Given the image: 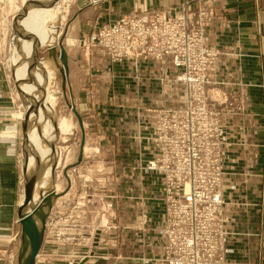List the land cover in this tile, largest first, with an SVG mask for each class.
<instances>
[{
  "label": "rangeland",
  "instance_id": "rangeland-1",
  "mask_svg": "<svg viewBox=\"0 0 264 264\" xmlns=\"http://www.w3.org/2000/svg\"><path fill=\"white\" fill-rule=\"evenodd\" d=\"M25 1L26 0H0V159L1 157L11 158L10 164L7 166L10 173L6 171L7 169L4 171L0 167V264H17V257L20 249V227L17 224V212L21 204V199L23 200L24 193V185L22 181V125L29 109V107L26 108L29 106L27 101H32V99L24 93L26 88L21 90L20 84L17 83L16 79L18 74H15V68L20 69L19 64L25 62V58L18 60V57H16L18 50L16 51V49L22 51L31 45L30 38H28L29 34L24 35L22 32L23 30L19 28V21L24 17L23 6L26 4ZM30 2H33V0L29 1V5H31ZM92 2L93 0H62L58 20L56 22L49 21L46 26L41 27V29L37 31V35L35 34L36 38L39 35V43L43 44L38 54L39 58L42 60L40 66L41 70L38 71L37 69L31 71V74L35 76H33L35 81L32 80L31 76L22 68L23 74L21 77L25 81L24 83L28 84L29 88L36 82L40 83L44 80L45 96L47 95L50 98H53L51 107H48V103L43 101V108L47 111L44 113L43 117L41 116L42 118L36 113V106L33 105V112L31 113L29 120V131L32 130V142L39 146L34 140L35 131L37 132V137H41L40 139L38 137L40 140V146L42 149L49 151L50 154L49 158L43 160L41 163V160L45 158V155L39 154L34 156L31 150L32 155L30 156L32 163L33 161L35 163V160H37L36 164H39V167L42 164L40 174L41 172H44L42 171L44 168H47L44 170L45 172H48V177L45 178L46 181L37 191H35L34 186V195L39 196L40 200L50 192H54L58 195V197L51 200L50 205L46 208L47 219L43 245L36 259V264H84V257H89L91 249L92 251H96L99 247L104 249V254H108V258L104 262L105 264H132L130 259L138 253V249L135 246V238L128 235L130 231L129 228L131 227H114L115 223L114 226H110L109 224L107 229V235L109 237V239H107L108 241L102 240L100 237V230L97 232L99 229V225H97L99 212H101L99 211V204L97 203L99 202L101 195L102 197H106V200L109 203L113 202L115 204L116 201H120L121 198L118 197H121L119 186L122 181L121 175L122 173H135L132 169L136 168V166L132 162L133 159L130 155L137 154L138 149L131 145H119L116 138L121 136V133L117 130L105 131L100 128L98 129V126H95L96 129L91 130L90 135V130L84 128L85 122L83 120H94L95 115L88 114V112H85L82 115L79 114V104L76 100V92L85 88L88 78L84 75L79 77L76 75L77 82L74 86L73 77L70 76V71L73 70L72 68L78 65L81 72H83V66L86 68L87 61H89L91 57L96 56V54L103 57L110 64L137 60L126 58L122 61L113 60V57L108 55L102 49L103 47L100 44V40L98 41L100 32L103 31V29L114 25L116 20L122 17H150L152 15H158L168 21H185L190 27L200 22V20H197V22L192 21L189 17H166L160 13L132 14L121 16L91 30L92 27L89 28L90 26L88 24L91 23L93 17L89 11H87V7ZM25 20L23 22H25ZM206 23L207 25L204 27L206 29L205 31L208 41L209 35L207 29L209 27V22ZM17 39H22L21 41L19 40V48L16 47L17 44H15ZM59 43H61L67 56L68 76L64 93L61 89L62 65L55 54L48 52L50 44H52L58 52ZM214 51L219 54L217 50ZM140 58H148L159 62L149 57ZM16 60L18 61L16 62ZM178 76L179 70L176 73L175 82L182 87L183 92L181 97H179V99H173L174 102L172 101L171 106L156 108L154 111L159 112L164 109H180L187 113L188 117L183 119L178 117L177 122L173 119H168L167 124L159 125V121H156L155 114L149 122L140 123L139 125V131L141 130L145 135L143 136V139L154 149V157L136 169L156 173L160 178V191L164 207V243L160 253V261L163 264H168L167 260L165 261L164 256V247L167 242V236L165 233L166 196L165 193H163L162 187L163 175L158 171L149 170V163L160 164L163 161H167L171 164L173 171H176L178 164L177 161L174 160V149L175 147H178L183 150L185 147L180 141H176V145H168L162 138L164 134H166L167 138L173 141L176 139H184L186 141H194L197 144H202L203 141L206 140L204 130L198 128L196 124H194L193 127L190 126V119H194L195 117L188 111L197 108L198 100L193 96L189 87L179 82L177 78ZM208 83L209 84L205 87L207 94L210 90L209 87L216 85V82L213 80H208ZM108 99V104L115 108H118L123 101V99L117 95H111ZM96 100L99 103L105 99L97 97ZM207 105H209L217 115L219 114V120L222 127L220 129V142L214 140L217 133L210 131L208 133L209 141L206 143L213 147L221 145L220 151L222 158L225 131L220 113L217 110V102L210 100L208 95ZM69 106L74 107L79 114L82 121V130ZM62 119L69 125L68 135H61L57 131L56 127L58 121ZM48 124H52L51 126L56 128L55 131H53V128L51 127V134H49V132L47 133L49 128ZM36 125L38 126L36 127ZM51 136L54 139H52ZM83 137V153L81 160L78 162L79 145ZM136 137L139 139L140 135L138 134ZM100 138H110V144H100ZM4 147L9 149V151L6 152V155H4ZM51 148L53 150H51ZM199 155H206V152L195 156L190 150H186L182 155L181 161L184 162L192 161V159H201L207 166L203 167L204 173L196 175L197 183L195 188H197V190L195 193L202 192L203 189L206 188L209 189V191H212L213 195L219 196L222 201L223 207L220 213V218L223 221L224 235L220 239V244L222 247L221 254L223 255L224 264H226L225 241L230 233L226 228L227 222L223 217L225 206L221 194V185L224 177L223 159H221V161L219 160L221 171L218 172V169L220 168L214 166L213 160L199 158ZM135 159L137 165L141 164L143 161L141 157H136ZM5 173L6 175L7 173L11 174L12 180V195L9 202L10 210L8 209L10 217L4 216L3 211L5 209L3 204H1L5 198V189H1ZM64 173L67 177L64 176ZM86 173L88 175L84 176ZM100 179L103 180L102 188L104 189V192L102 191V193H100ZM131 196L134 195H130V197ZM33 200H35L34 203L38 202L37 199ZM106 200L104 198L103 201L105 202ZM211 202L212 196H207V200H203L201 204L208 206L211 205ZM101 210L104 212L103 217L105 216L108 221H111L116 216V212H118L113 208L107 210L105 209V206H103ZM5 212L7 211L5 210ZM123 212L122 208H120L119 213L121 219L127 217V215H125L126 211ZM257 232L261 238L260 246L257 247V250L261 251L259 258L257 259V264H264V224L258 227ZM201 245L205 246V251H208L209 243L206 240H202ZM95 251L92 252L91 256L94 255Z\"/></svg>",
  "mask_w": 264,
  "mask_h": 264
},
{
  "label": "crops",
  "instance_id": "crops-1",
  "mask_svg": "<svg viewBox=\"0 0 264 264\" xmlns=\"http://www.w3.org/2000/svg\"><path fill=\"white\" fill-rule=\"evenodd\" d=\"M87 11L93 17L88 24L91 30L132 14L160 13L166 17H189L195 22L200 20L201 13L208 17L206 46L219 52L215 72L210 76L216 85L209 87L208 95L217 102L225 131L221 194L225 203L223 217L230 233L225 241V260L226 264H257L261 253L257 250L261 243L257 229L264 224V0H93ZM87 62L83 72L78 65L70 71L74 86L76 75L88 78L85 88L76 92L79 114L95 115L94 120H83L84 128L90 130V135L97 126L105 131H119L118 144L135 146L138 152L130 155L132 162L136 168L144 165L154 157V149L143 139L145 135L139 131V125L150 121L154 109L171 106L173 99L181 97L182 87L175 82L177 71L170 59L156 62L139 58L110 64L96 54ZM111 95L123 99L118 108L108 104ZM97 97L105 100L98 103ZM109 140L100 138L99 142L110 144ZM3 151L6 155L9 149L4 147ZM136 157L143 159L141 164L137 165ZM10 159L1 157V169H7ZM136 168L132 169L135 173L121 175L120 201L109 203L101 195L96 230H100L103 241H108L109 224L131 227L128 235L135 238L138 249L130 259L132 264H163L160 253L164 243V207L160 178L156 173ZM8 173L1 188L5 189L1 202L7 211H3L5 217H10L12 195ZM102 184L100 179V193L104 192ZM101 205L118 211L111 221L103 217ZM120 208L126 211V218L121 219ZM103 250L99 247L91 256V249L84 264H105L108 254Z\"/></svg>",
  "mask_w": 264,
  "mask_h": 264
},
{
  "label": "built area",
  "instance_id": "built-area-1",
  "mask_svg": "<svg viewBox=\"0 0 264 264\" xmlns=\"http://www.w3.org/2000/svg\"><path fill=\"white\" fill-rule=\"evenodd\" d=\"M200 22L188 26L185 21H168L158 15L150 17H122L115 24L100 32L98 41L102 49L113 60L153 58L159 62L170 59L178 71L179 82L190 88L198 100L195 110H189L195 118L190 119L204 130L206 140L202 144L184 139L171 140L166 134L162 137L168 145L180 141L185 149H174V160L178 167L173 171L167 161L149 163L148 169L163 175L162 187L166 196V229L167 242L164 247L165 261L168 264H224L220 239L223 237L221 220L222 201L209 189L195 193L196 175L204 173L206 166L201 159L181 161L184 151L190 150L199 158L213 160L214 166L220 168L221 145L209 146L208 133L214 131L215 141L220 142L221 122L219 114L207 105L205 87L210 76L215 72L219 54L206 47V29L208 17L199 14ZM207 28V27H206ZM159 125L167 124L168 119L177 122V118H187L183 110L164 109L155 112ZM195 122V123H194ZM153 129V128H152ZM153 140V139H152ZM153 142V141H152ZM207 167V166H206ZM221 168L218 169V172ZM207 196H212L211 205H202ZM202 240L209 243L208 251L201 245Z\"/></svg>",
  "mask_w": 264,
  "mask_h": 264
},
{
  "label": "bare ground",
  "instance_id": "bare-ground-1",
  "mask_svg": "<svg viewBox=\"0 0 264 264\" xmlns=\"http://www.w3.org/2000/svg\"><path fill=\"white\" fill-rule=\"evenodd\" d=\"M29 1L30 0H26L25 1L26 5H28V9H27V13L24 14L23 19H21L19 21V28H21L23 30L22 32L24 33V35L29 34L28 38H30L31 45L27 49H23L22 51H20L19 49H16V51L18 50L17 51V56H16V57H18V60H21V59L25 58V62L24 63L21 62L19 64L20 69L19 68H15V74L16 75L18 74V77L16 79H17V83L20 84L21 90H24L26 88L24 90V93L26 95H28L32 99V101L30 100V102H29V100L27 101L29 103V106H27L26 108L33 107V105L36 106V108H35L36 109V113H38V115L40 117L41 116L43 117L44 113L47 111L45 108H43V103H44L43 101L48 103V107H51V104L53 103V98H50L47 95L45 96V92H44V97H43V94L41 93V91L39 89V87H41L44 90V87H45L44 80L42 82H40V83L36 82L34 85H32V87L29 88L28 84L24 83L25 81L23 80L21 75L23 74V70H24L28 75L31 76V79L35 81V79L33 78L34 75L31 74V71L37 70V69H38V71H40L41 70V68H40L41 64H39L35 68L33 66L34 65V60H35V49L33 47V42H35L37 31H39L41 29V27L46 26L49 21H55L56 22L58 20V16L60 14V6H61V1L62 0H33V2H30L31 5H29ZM24 20H25V22H23ZM37 39L39 41V35L37 36ZM19 40L21 41L22 39H17L15 41V44H17L16 47H18V48H19L18 44H20ZM40 45L42 46L43 44L40 43ZM50 46H52V44H50L49 47ZM18 60H16V62ZM22 68H23V70H22ZM27 102H26V104H27ZM35 115H37V114H35ZM34 118H36V117H34ZM54 121H55V119H54ZM51 125L52 124H50V125L48 124L49 128L47 127L48 128L47 133L49 132V134H51L50 132H52V128H53V131H55V129L57 128V131L61 135H68L69 134V125L63 119L58 121V124H57L56 128H54ZM37 126L38 125H36V127ZM28 136H29V140L32 142V139H31L32 130H30ZM38 137H37V132L34 131V140L39 146L35 145L33 142L31 144V142H30V147H31L30 149L32 150L34 156L35 155H39V154L45 155V158H43L41 160V163H42L43 160H45V159L47 160L49 158L50 154H49V151L42 149V147L40 146V140H39L41 137H39V139H38ZM51 138L54 139L52 136H51ZM63 140H64V138H63ZM45 141H46V137H45ZM53 144H54V141H53ZM51 150H53V149L51 148ZM56 151H57V149H56ZM35 153H37V154H35ZM36 161L37 160H35V163H34V161L32 163V159H30V162H29L30 163L29 166H31V163H32V166L30 168H31V173L33 174L32 183L35 186V191H37L44 184V182L46 181L45 178L48 177V172H45V170H44V169H47V168H44L42 170L44 172H41V174H40V170L42 169L41 168L42 164L39 167V164L37 165ZM39 162H40V160H39ZM32 174H31V176H32ZM42 197H43V195H42ZM33 199H37L38 202L34 203L35 200H32L33 202H31V204H28L25 207L24 212H23L24 214L30 213L32 208H33V206L37 205L39 203V201H40L39 196H36V195H33ZM22 204H23V200H22L21 205L19 207H21Z\"/></svg>",
  "mask_w": 264,
  "mask_h": 264
},
{
  "label": "water",
  "instance_id": "water-1",
  "mask_svg": "<svg viewBox=\"0 0 264 264\" xmlns=\"http://www.w3.org/2000/svg\"><path fill=\"white\" fill-rule=\"evenodd\" d=\"M28 5L23 6L24 14L27 13ZM33 47L35 49V60H34V68L42 63L41 58H39V50L41 49V45L37 38H35V42H33ZM48 52L51 54H55L62 65L61 68V89L62 92H65V87L67 83V56L65 54L64 49L59 43V51L55 50V47L51 46L48 49ZM42 94H44L43 88L39 87ZM73 114L75 115L78 125L82 130V121L79 114L76 112L74 107L69 106ZM33 112V107H29L27 114L24 118L22 125V152H23V166H22V181H23V204L19 207L17 212V224L20 227V249L17 257V264H36V259L43 245L47 212L46 208L50 205L51 200L58 197L54 192H50L42 198L37 205H34L31 212L28 214H24V209L28 204L33 202L34 195V185L32 183L31 176V166H29V160L31 159V147L29 140V120L31 113ZM83 136V132H82ZM83 142L84 137L79 145V155L78 162L82 158L83 153ZM64 176L66 174L64 173Z\"/></svg>",
  "mask_w": 264,
  "mask_h": 264
}]
</instances>
